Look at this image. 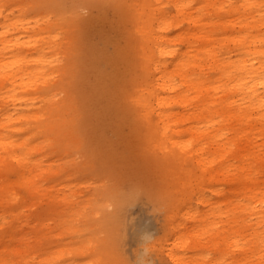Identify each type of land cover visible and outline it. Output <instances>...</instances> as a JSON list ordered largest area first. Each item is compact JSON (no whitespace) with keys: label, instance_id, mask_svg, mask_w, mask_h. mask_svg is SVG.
<instances>
[{"label":"bare ground","instance_id":"6f19581e","mask_svg":"<svg viewBox=\"0 0 264 264\" xmlns=\"http://www.w3.org/2000/svg\"><path fill=\"white\" fill-rule=\"evenodd\" d=\"M53 4L0 0V165L17 163L19 183L32 196L0 183L2 224L10 213L28 223L54 214L37 210L45 170L37 155L59 139L32 140L60 134L68 106L55 75L59 68L63 76L65 67L61 23L37 11H51ZM130 9L137 76L127 103L140 111L148 145L159 148L184 193L172 213L170 255L177 264H199L175 249H198L193 237L211 232L216 244L222 234L234 247L236 262L255 255L254 264H264V0H131ZM207 186L216 200L205 195ZM193 194L211 206L201 215L192 213ZM181 205L187 206L184 218L178 217ZM39 226L22 232L15 222L9 234H0V260L60 262L64 247L46 248ZM7 237L19 243L6 244ZM230 252L223 246L220 257Z\"/></svg>","mask_w":264,"mask_h":264},{"label":"rangeland","instance_id":"374dc122","mask_svg":"<svg viewBox=\"0 0 264 264\" xmlns=\"http://www.w3.org/2000/svg\"><path fill=\"white\" fill-rule=\"evenodd\" d=\"M130 2L54 0L51 11L37 10L61 23L64 40L59 48L64 73L61 76L56 68L55 74L68 102L63 126L58 135L32 138L59 139L37 155L43 156L40 165L45 167L38 177L37 210L40 215L54 214L28 223L10 213L5 224L0 218V234H9L15 222L22 232L39 224L46 248L64 247L66 254L57 264H177L169 253L174 241L172 213L184 193L177 177L165 169L159 148L148 145L140 111L127 103L137 76ZM20 172L17 163L0 165V183L29 200V189L19 183ZM205 195L218 197L208 186ZM192 203L197 215L210 206L199 203L196 194ZM186 207L181 205L178 217H185ZM211 237V232L193 237L200 240V248H176L177 255L196 256L199 264H235L234 247L225 244L222 234H216L217 244ZM5 242L19 243L10 237ZM223 246L231 250L225 258L220 257ZM258 259L249 255L235 262L254 264Z\"/></svg>","mask_w":264,"mask_h":264}]
</instances>
